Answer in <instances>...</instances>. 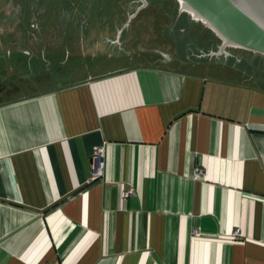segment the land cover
Masks as SVG:
<instances>
[{
  "label": "crops",
  "instance_id": "1",
  "mask_svg": "<svg viewBox=\"0 0 264 264\" xmlns=\"http://www.w3.org/2000/svg\"><path fill=\"white\" fill-rule=\"evenodd\" d=\"M0 264H264V89L137 65L0 104Z\"/></svg>",
  "mask_w": 264,
  "mask_h": 264
},
{
  "label": "water",
  "instance_id": "2",
  "mask_svg": "<svg viewBox=\"0 0 264 264\" xmlns=\"http://www.w3.org/2000/svg\"><path fill=\"white\" fill-rule=\"evenodd\" d=\"M137 65L264 89V0H0V104Z\"/></svg>",
  "mask_w": 264,
  "mask_h": 264
},
{
  "label": "built area",
  "instance_id": "3",
  "mask_svg": "<svg viewBox=\"0 0 264 264\" xmlns=\"http://www.w3.org/2000/svg\"><path fill=\"white\" fill-rule=\"evenodd\" d=\"M90 170L92 179H99L103 176L104 172V145L103 143L97 144L90 154ZM202 172V168L197 167L194 171V176L198 177ZM133 192V188H129L123 191V195H128ZM192 232L196 233L194 228ZM241 234L239 228H234L230 232V237L237 238Z\"/></svg>",
  "mask_w": 264,
  "mask_h": 264
}]
</instances>
